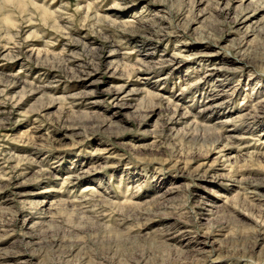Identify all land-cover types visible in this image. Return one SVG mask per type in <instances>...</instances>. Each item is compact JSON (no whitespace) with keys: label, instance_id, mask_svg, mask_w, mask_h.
Returning a JSON list of instances; mask_svg holds the SVG:
<instances>
[{"label":"rangeland","instance_id":"1","mask_svg":"<svg viewBox=\"0 0 264 264\" xmlns=\"http://www.w3.org/2000/svg\"><path fill=\"white\" fill-rule=\"evenodd\" d=\"M0 264H264V0H0Z\"/></svg>","mask_w":264,"mask_h":264}]
</instances>
